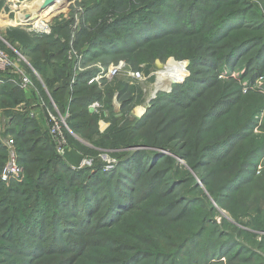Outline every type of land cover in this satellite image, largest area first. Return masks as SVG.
<instances>
[{"label":"rangeland","instance_id":"374dc122","mask_svg":"<svg viewBox=\"0 0 264 264\" xmlns=\"http://www.w3.org/2000/svg\"><path fill=\"white\" fill-rule=\"evenodd\" d=\"M10 1L12 0H0V10H3L0 13V22L4 23L0 25V50L14 62L18 71L25 75L30 83L27 89H20V92H10L7 96L0 95V148L2 149L0 151L2 154L0 155H3V158H0V182L5 186V189L10 187L18 192L28 191L30 193L29 190L21 186L30 178H35L44 167L42 164L45 160L54 159L58 155L60 159L66 162L70 170L90 171V174L86 172L83 178L78 180L82 187L88 185V177L93 173L92 169L95 164L93 162L97 161L96 163L100 165L103 172L98 189L106 191L110 198L116 191L117 184L128 186V184L133 183V181H128L127 179L120 181L123 179L121 175L109 174L114 167L119 165L121 159L123 157L131 158L133 154L143 151L153 152L156 157L166 156L171 159V162L159 167L161 169L167 167V169L166 172H161L156 194L149 193L147 185L149 175H134L137 184L134 186L133 191L136 190L135 197H137L133 210L127 216L126 224L132 227L137 237L147 238L152 235V231L146 230V224L148 221L150 223L152 216L149 214V206L145 205V202L148 199H152L153 203H158L160 196L169 183L179 179H186L187 183L181 185L172 197H178V194L182 191L183 193L186 192L190 197L198 199L199 202L194 206V211L196 212L192 218L186 221H178L171 218L161 219L160 225L153 229L156 242V246L153 248L161 252H170L174 245H177L196 229L199 221L207 214L211 215L216 223L214 227L209 226V229L214 228L226 234L234 231V238L238 241L240 240L242 245H246L255 252L260 253L262 257L260 261L264 263V249L259 250L258 248L260 240L264 241V239L260 237L262 234L258 231L259 224H257L264 218V212H262L264 211V183H260V180L264 177V155L262 154L261 159H245L248 151L254 150L256 146L264 145V69L263 73L251 80L250 74L245 73V71L250 73L251 70L241 66L242 62L239 63V67L236 66L233 69L226 66L220 68L217 73V80L224 84L230 83L232 89L240 88L242 97L227 105L228 108H231L230 118L224 121H207L201 134H197L199 126L196 121H191L189 118L187 121L185 119L178 121L180 115H189L192 111L182 112L176 106L168 104L162 105V107H165V111L154 119L155 122L148 129L135 133L137 129L135 125L141 122L147 110L151 109L155 99L164 93L160 91L179 81V68L174 65L181 64H176L175 62L185 63L187 69L189 59L176 57L175 54L180 55L176 48L171 49L173 54L169 53L164 60L155 57L149 61V56L136 59L133 54L129 55L124 48L128 47V49H131L135 47V41L140 40L143 36L145 38L153 36L160 32L159 28L165 27L163 25L155 28L147 27L145 34L141 28L134 26L135 19L143 18L144 14L147 15L149 13L148 8L150 6H154L150 10L153 13L163 12L164 14L166 13L168 20H175L176 15L174 10H172L173 8L175 9V0H166V3L162 4L160 8L158 3H163L165 0H67L61 6H57L58 8L52 13L45 11L40 15L33 14L30 20L34 22H30V20L22 22V19H19L21 15L36 10L38 0H16L17 5L14 9ZM204 1L205 11L211 10L212 7L216 9L218 6H222L219 11L215 10L214 15L209 16L208 19L215 17L214 20L216 21L218 20L217 17L221 16L224 11L233 9L246 11V18L239 23V26L245 22L253 25L261 24L263 27L259 26L260 28L262 27V30L254 34L264 35V0ZM5 3L4 10L3 6ZM25 5H30V7L25 8ZM187 5H190V2ZM200 6L203 7L202 5ZM53 7L56 8V5ZM186 8V4H184L181 10ZM15 9H18V11ZM137 10L141 13L132 15ZM9 11H12V14L8 18V22H6L3 18ZM15 14L20 18L16 19ZM182 15L180 14V16ZM40 21L43 25L37 26ZM155 21L162 23L158 18H155ZM114 25L116 26L111 29ZM46 26L48 29L45 30ZM43 29L47 32L36 33V31H42ZM103 29H107V31ZM10 32L15 33L17 38L11 41L8 40L7 37ZM80 32H83L80 36L81 39L77 38ZM98 33H101L102 36L104 35V38L100 40L102 45L109 42H118L120 49H124V54L118 51L108 55H101L97 60L91 62V68L94 69L96 74L89 78L88 81L98 76L101 77L99 82L94 83L102 90L104 98L100 102H93L94 104L97 103L96 108L92 107L93 103L89 105V108L93 110L91 113L96 114V119H91V117L82 114L85 121H80V123L85 130H72L67 123L70 114L69 105L67 104L72 96L70 95V86L74 83L75 77L83 72L84 68L86 70L90 68L89 66L84 67L83 64L81 65V62L84 61L82 53L89 48L88 42L91 37ZM228 39L230 38L223 41ZM39 40L41 42L38 43L37 41ZM45 43L52 44L42 48ZM184 44L185 41L180 42L178 45L184 46ZM29 45H33V47L39 45L41 48L30 53L27 51ZM47 53H52V58L49 59ZM36 63L41 64V74H37L35 71L34 65ZM53 63L56 64L54 65ZM114 68L122 69L112 76L109 70L112 71ZM30 73L34 75V79L31 78ZM70 73L72 74L70 75ZM131 73H139L142 75V80L139 81L130 77ZM87 85H89L88 82ZM54 86L64 88L65 92L60 94L61 103H59L62 105L65 103L64 110L60 111L58 109L59 104L53 96L52 88ZM89 92H91L90 89ZM223 94V91L220 90L213 95L206 109L219 101ZM13 104L15 105L14 107L12 106ZM52 105L56 106L62 118L68 115L65 119L66 126L64 125L62 128L66 140L64 151L63 153L58 152L52 142L54 149H49L45 152L39 149L26 158V160H29L36 156L40 158L41 162L25 166V162L23 163L21 160L19 162L16 152L18 144L22 145L24 140L18 139L16 135H11L10 128H12L13 121L10 114H13L14 110L34 122L32 129L36 130V132L25 139H33L40 135L47 140L50 130L49 113L54 116L57 115ZM165 117L166 120H164ZM229 119L231 121H228ZM162 123L164 125H161ZM245 125H251L247 132L242 133L237 139L224 145L223 148L218 149L208 157L202 158V148L223 141L234 132L244 129ZM18 127L16 130L20 129ZM164 127H166V130H164ZM132 129L135 131L130 133ZM159 129L160 133L162 131L166 132L164 134H155ZM134 135L135 137H133ZM176 135H178L177 139L169 143V138ZM246 136L249 137L247 138ZM244 137L246 138L244 139ZM43 143L51 144L45 141ZM185 153H188L189 162L179 156ZM156 157L154 158L158 160ZM21 159H24V156ZM204 160L208 161L209 165L198 166L196 170H193L192 165H199ZM247 161H252L253 165L256 166L246 167L244 164ZM11 163L16 165L17 170L7 175L5 170ZM171 163L172 165H170ZM239 170H243L245 173L242 179L228 192V197H231L230 200H221L218 203L215 198L219 194L220 189ZM61 174L68 175L64 171H61ZM55 175L54 180L57 177H62L59 174ZM248 182H251V184H247ZM208 187L211 191H216L215 197ZM141 195L142 197H140ZM14 199H18L20 203H23L19 195ZM105 207L106 205H103L96 212V215H103ZM224 207L240 215L239 221L249 223V227H244L240 222L232 219ZM210 209L214 211L209 212L208 210ZM69 213L70 211L68 210L62 211L63 216L66 217L70 216ZM48 216L46 215V219ZM71 221L74 226L79 223L75 222V219ZM111 221V219H108L106 224ZM92 223H96V220L94 219ZM98 223H96L97 231ZM228 224H232L238 229L240 227L243 231L247 229L246 232L249 234L244 232L239 234L237 229H230ZM28 225L31 224L25 220H21L18 223L16 240L19 243V247L14 253L0 250V263L98 264L97 256L102 254L113 255L110 242L126 244L128 241L129 243L132 241L129 237L125 240L120 239L121 235H127L128 228L126 225L119 227V230L114 234L102 230L97 235L95 229L87 226L80 227L78 230L69 227V233L66 232L64 235H67L69 239H73L77 244L76 249H79L77 253V251L67 248L65 237L58 243L54 242L47 235L49 228H46L44 238L32 240V235L27 234V231L23 232L25 231L24 229H30L31 226ZM216 238L218 239L219 235H216ZM57 240H59V237L56 238ZM102 240L104 244H101ZM204 241L205 239L200 240L197 249L191 250L187 256H194L196 259L202 260ZM132 242L133 245L139 246L138 248L143 249L147 246L146 243L138 239ZM24 243L32 246L25 249L23 247ZM54 243L61 245L64 248L63 251L60 252L59 248H53L52 245ZM116 254L121 255V252ZM221 263L225 264L223 260L209 262L208 264Z\"/></svg>","mask_w":264,"mask_h":264},{"label":"trees","instance_id":"16d2710c","mask_svg":"<svg viewBox=\"0 0 264 264\" xmlns=\"http://www.w3.org/2000/svg\"><path fill=\"white\" fill-rule=\"evenodd\" d=\"M189 2L190 5H187ZM164 3H166V0L163 3H158V5H160L159 8L162 7ZM184 4H186L187 8L181 10ZM204 5V0H175V9H172L176 15L175 20H168L166 13H153V11H150L154 6L148 8L149 13L147 15L144 14L143 18L135 19L134 26L141 28L145 34L147 32L145 31L147 27L155 28L159 25L165 27L159 28L160 32H157L153 36L147 38L143 36L140 40L135 41V47L131 49H128V47L124 48L129 55L133 54L136 59L149 56V61L155 57L164 60L169 53H172L173 50L171 49L176 48L180 55L175 54V56L179 58H188L189 64L186 69L185 63L175 62L183 66V71L179 69V81L160 91L164 93L155 99L151 109H148L141 119V122L135 125V128H137L136 131L132 129L130 133L134 131L135 133H139L140 131L148 129L155 122L154 119L165 111V107H162V105L168 104L176 106L182 110V112L192 111L189 115H180L178 121L183 119L187 121L188 118L191 119V121H196V124L199 126L197 134H201L207 121H224L230 118L231 108H228L227 105L242 97L240 88L232 89L230 83L224 84L217 80V73L222 66L233 69L236 66L239 67V63L242 62L241 66L251 70L250 73L245 71V73L247 72V74H250L251 80H253L255 76L263 73L264 35L254 34L260 32L263 25L259 24L262 26L260 28L259 25L245 22L239 26V23L245 20L247 12L238 9L224 11L221 16L217 17L218 20L216 21L214 20L215 17L213 19H208L209 16L211 17L214 15L215 10L219 11L222 6H218L216 9L212 7L211 10L205 11ZM138 11L139 10L134 11L132 15L141 13ZM180 14L183 15L180 16ZM155 18L160 19L162 23L156 22ZM115 26L116 25L112 26L111 29ZM103 30L107 31V29ZM82 33L83 32H80L77 38L81 39L80 36ZM16 38L17 35L11 32L7 37L10 41ZM102 38H104V35L102 36L101 33L91 37V40L88 42L89 48L82 53L84 61L81 62V65L83 64L84 67L89 66L90 68L86 70L82 66L84 68L83 72L75 77L74 83L70 86V95L72 96L70 102L67 104L69 105L70 113L67 123L72 130L84 131L85 129L80 123V121H85V119L83 120L82 114L91 117V119H96V114L89 112V105L93 102H100L104 98L102 90L98 88L96 84L87 85L88 79L96 74L94 69L91 68V62L97 60L101 55H108L118 51L123 53L124 51V49H120L118 42H109L102 45V43H100ZM227 38L230 39L223 41ZM184 41V46L178 45L180 42ZM37 42L39 43L41 41L39 40ZM51 44L52 43H45L42 48L48 47ZM75 44L76 42L74 46ZM40 48L39 45L35 47L29 45L27 51L33 53ZM47 57L49 59L52 58V53H47ZM53 64L55 65L56 63ZM40 65V63L34 65L37 74H41ZM71 74L72 73H70V75ZM30 75L31 78H35L32 73H30ZM17 81L18 75L13 71L1 72L0 95L3 94L7 96L10 92H20V88L14 83H17ZM52 89L56 102L58 104L61 103L60 94L65 92L64 88L61 86H54ZM89 89L91 92H89ZM220 90L224 93L222 98L212 104L210 108L206 109L210 104L212 96ZM12 106L14 107L15 105L13 104ZM59 106L58 109L60 111L64 110L65 103H63V105L59 104ZM10 115L13 121L12 128H10L11 135H16L18 139L24 140L22 145L18 144V150L16 151L19 162L20 160L23 163L25 162V166H27V164L41 162L40 158L36 156L29 160H26V158L39 149L44 152L49 149H54L52 141L50 138L46 140L40 135H37V137L33 139H25L36 132V130L32 129L34 122L26 118L25 115L16 113L14 110L13 114ZM164 120H166V117ZM228 121H231V119ZM161 125H164V123ZM17 126L20 128L19 130H16ZM250 126L251 125H245L244 129L234 132L223 141L202 148V158L208 157L218 149L223 148L224 145L234 141L242 133L247 132ZM164 130H166V127H164ZM165 132L166 131H162L161 133L164 134ZM161 133L159 129L155 134ZM133 137H135V135ZM177 137L178 135L170 137L169 143L173 142ZM246 137H244V139ZM249 140L252 141L250 138ZM44 141L51 144H44ZM27 145L29 146L26 147ZM0 151H2L1 148ZM262 154L264 155V145H259L256 146L254 150L248 151L245 155V159H259ZM23 156L24 159H21ZM179 156L189 162L188 153ZM1 157L3 158V155H0V158ZM154 157H156L155 153L145 151L135 153L131 158L123 157L119 165L114 167L109 174L121 175L123 179L120 181L127 179L128 181H133V183L128 184V186L117 184V189L110 198L106 191L98 189V184L102 180L103 172L100 165L96 163L97 161L93 162L95 164L92 169L93 173L88 177V185L82 187V185L78 183V180L83 178L86 172L89 173L90 171H72L66 162L60 159L58 155L54 159L45 160L42 164L44 167L35 178H30V180L21 186L29 190L30 193H28V191L18 192L10 187L5 189V186L0 182V250L12 251L14 253L19 247V243L16 240L18 223L21 220H25L31 224L28 225L31 227L29 230L24 229L25 231L23 232L27 231V234L30 236L32 235V240L44 238L46 228H49L47 235H49L54 242L58 243L65 237V245L68 246L67 248L77 251L78 253L79 249H76L77 244L74 240L64 235L66 232L69 233L68 228L72 227L78 230L80 227L87 226L88 228L96 230V223L99 222L96 235L102 230L114 234L119 230V227L126 225L128 228L127 235H121L120 239L125 240L128 237L132 241L138 239L146 243L147 246L142 249L138 248L139 246L133 245L132 241L130 243L128 241L126 244L110 242L113 255L102 254L97 256L98 264H208L209 262L222 260L225 264H264L260 261L262 258L260 253L255 252L246 245H242L240 240L238 241L234 238V231L227 232L226 234L214 228L209 229V226L214 227L216 223L213 221V217L207 214L199 221L196 229L177 245H174L170 252H161L153 248L156 246L153 229L160 225L159 222L161 219L171 218L178 221H186L192 218L196 212L194 211V206L199 202L198 199L190 197L186 192L183 193L182 191L178 194V197H172L181 185L187 183L186 179H179L169 183L160 196L161 198L158 203H153L152 199H148L145 202V205L149 206V214L152 216L150 223L148 221L146 224V230L152 231V235L147 238L137 237L132 227L126 224V220L128 219L127 216L129 212L133 210L137 197H135L136 190L133 191L134 186L137 184L134 175H149V179L147 180L149 193L156 194V189L160 183L161 172H166L167 169V167L162 169L159 167H163L165 164L171 162V159L166 156H159L160 158L156 157L158 160ZM205 160L199 163V165H192L191 167L193 170H196L198 166L209 165L207 163L208 161ZM253 164L252 161H247L244 165L246 167H251ZM170 165H172V163ZM61 171H64L65 174L68 175H62ZM244 173L245 171L239 170L225 182V185L220 189L219 194L215 198L218 203L221 200H230L231 197H228V192L242 179ZM55 174L62 175V177H57V179L54 180V177H56ZM260 183H264V177L260 180ZM247 184H251V182ZM208 189L215 197L216 191H211L209 187ZM18 195L23 203H20L18 199H14ZM140 197H142V195ZM103 205H106L104 214L97 216L96 212H98ZM224 209L232 219L240 222L244 227H249V223L239 221L240 215L228 208L226 209V207H224ZM63 210L70 211V216H63ZM208 211L211 212L214 210L210 209ZM46 215H49L47 219ZM72 219H75V222L79 223L74 226L71 221ZM94 219L96 223L93 224L92 221ZM108 219L112 221L106 224ZM257 224H259L258 231L262 234H260V237L264 239V218ZM228 225L230 229L235 228L232 224ZM235 229L238 230L239 234L240 232L249 234L246 232L247 229H244V231L240 227L239 229ZM216 235H219L218 239ZM57 237H59V240L56 241ZM203 239H205V241L203 243L202 260L196 259L194 256H187L191 250L197 249L200 244L199 241ZM56 243H54L52 247L59 248L60 252L63 251L64 248ZM101 244H104L103 240ZM31 246H28L26 243L23 244L25 249ZM258 248L259 250L264 249V241H262V239L258 244ZM118 252H121V255L116 254Z\"/></svg>","mask_w":264,"mask_h":264},{"label":"built area","instance_id":"2783aa9c","mask_svg":"<svg viewBox=\"0 0 264 264\" xmlns=\"http://www.w3.org/2000/svg\"><path fill=\"white\" fill-rule=\"evenodd\" d=\"M81 69H83V68L81 67ZM117 70H118V68H114V69H112V71L109 70V73H111V75L114 76L120 71V70L119 71H117ZM7 71H13L15 74L18 75V81H17V83L16 82H14V83L17 84L20 89L24 90V89L28 88L29 83H30L29 79L25 75L21 74L18 71V69L16 68L14 62L12 60H10L9 57L2 50H0V73L1 72H7ZM109 76H110V74H109ZM140 76L141 75L139 73H131V75H130V77L138 79L139 81H140ZM107 78H110V77H107ZM100 79H101V77L98 76L97 78H94V79L88 81V84L89 85L95 84L96 82H99ZM52 106L55 109L57 115L54 116V115L49 113V118H50V121H49L50 122L49 138L54 143V145L56 146L57 151L60 153H63V151H64L63 149L65 146L66 140H65L64 134L62 132V128L64 125L66 126L65 119L67 118L68 115H66L64 118H62L60 116V114L58 113L56 106L55 105H52ZM92 107L96 108L97 103H95V104L93 103ZM259 169H260V167H259ZM16 170H17L16 165H14V163H11V164H9V166L7 167V169L5 171H6V174L8 175L10 172H14Z\"/></svg>","mask_w":264,"mask_h":264},{"label":"bare ground","instance_id":"6f19581e","mask_svg":"<svg viewBox=\"0 0 264 264\" xmlns=\"http://www.w3.org/2000/svg\"><path fill=\"white\" fill-rule=\"evenodd\" d=\"M16 0H12V1H10L11 3H12V7H13V9L14 8H16V5H17V2H15ZM49 1H52V0H38V3H37V6H36V10H34V11H32V12H29V13H26L25 15H21V18L19 17V16H17V14H15L16 15V19H19V20H21L22 19V22L23 21H28V20H30L31 18H32V15L34 14V15H38V11H39V9L42 7V5L43 4H45V3H47V2H49ZM67 0H53V5H51V7H48V9H47V12H49V13H52L55 9H57L59 6H61L63 3H65ZM32 4V3H31ZM30 4V5H31ZM30 5H25L24 7L25 8H27V7H30ZM54 5H56V8H54L53 6ZM5 6H6V3H5V5L3 6V8H4V10H5ZM9 6V5H8ZM58 6V7H57ZM32 9V8H31ZM15 10H17L18 11V9H15ZM3 12V10H0V13H2ZM11 14H12V11H9V13L7 14V15H5L4 16V18H3V20L4 21H6V22H8V18L11 16ZM26 16H29L28 17V19H26ZM19 20H17V21H19ZM4 23L3 22H0V25H3ZM7 24V23H6ZM43 24H42V22L40 21V22H38L37 23V26H42ZM37 28V27H36ZM46 29H48L47 28V26H46V28H45V30ZM44 29L42 30V31H36V33H38V34H41V33H46L47 31H45ZM175 67H178L179 69H181L182 70V68H183V66L182 65H175ZM120 69L118 68V70L117 71H119ZM165 71V70H164ZM165 78V77H164ZM140 80H142V75L140 76ZM163 81H164V79H163Z\"/></svg>","mask_w":264,"mask_h":264},{"label":"water","instance_id":"95a60500","mask_svg":"<svg viewBox=\"0 0 264 264\" xmlns=\"http://www.w3.org/2000/svg\"><path fill=\"white\" fill-rule=\"evenodd\" d=\"M52 2H53V0L43 4L42 7L38 11V15H40V14L44 13L45 11H47L48 7H51V5H53L54 2L53 3ZM28 17L29 16H26V19H28ZM30 22H34V21L30 20ZM92 111H93L92 108H89V112L91 113Z\"/></svg>","mask_w":264,"mask_h":264},{"label":"flooded vegetation","instance_id":"af4514ba","mask_svg":"<svg viewBox=\"0 0 264 264\" xmlns=\"http://www.w3.org/2000/svg\"><path fill=\"white\" fill-rule=\"evenodd\" d=\"M182 71H183V68H182Z\"/></svg>","mask_w":264,"mask_h":264}]
</instances>
